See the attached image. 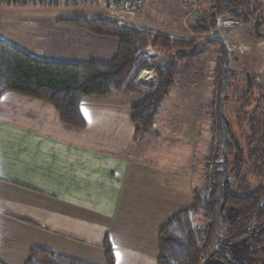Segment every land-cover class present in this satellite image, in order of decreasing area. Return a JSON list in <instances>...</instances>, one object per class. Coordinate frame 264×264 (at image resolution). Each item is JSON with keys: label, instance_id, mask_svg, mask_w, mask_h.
Instances as JSON below:
<instances>
[{"label": "crops", "instance_id": "obj_1", "mask_svg": "<svg viewBox=\"0 0 264 264\" xmlns=\"http://www.w3.org/2000/svg\"><path fill=\"white\" fill-rule=\"evenodd\" d=\"M33 2L0 3V39L40 60L115 57V39L69 27L62 20L72 15ZM136 84L130 93L84 97L83 129L64 124L45 101L0 98V264H25L37 248L105 264V240L115 264H158L160 230L204 191L209 132L204 117L190 122L175 84L153 129L135 138L131 110L149 93L140 85L148 83Z\"/></svg>", "mask_w": 264, "mask_h": 264}, {"label": "trees", "instance_id": "obj_2", "mask_svg": "<svg viewBox=\"0 0 264 264\" xmlns=\"http://www.w3.org/2000/svg\"><path fill=\"white\" fill-rule=\"evenodd\" d=\"M4 1L10 0H0V3ZM13 1L17 5L28 6L35 0ZM40 3L47 6L60 5L56 0L53 2L42 0ZM224 17L242 20L246 24L254 25L257 20L261 25L264 23L261 5L255 0H219L216 11L208 22L199 24L193 31L207 33L216 28L218 19ZM62 22L96 36L117 40L118 51L115 57L107 63L40 60L0 39V98L6 93L16 92L45 101L55 107L64 124L78 129L86 126L80 108L84 97L107 96L115 91L133 92L139 87L135 84V78L143 70L154 68L159 75L157 86L149 84L148 95L131 110V119L139 126L135 138L152 130L162 104L176 84V63L192 62L200 56L198 51L191 49L193 43L120 26L112 20L76 15L63 19ZM255 35L262 38L264 33L259 29L255 31ZM149 47L162 52L177 50L180 55L168 67L157 68L149 63L147 56ZM220 47L222 60L218 71L217 89L220 106L218 159L220 158L222 163L215 168L216 174L211 191H204L203 195L200 192L193 206L172 216L160 230L158 264H202L211 254L228 264H239L232 262L221 248L223 231L228 222L227 207H232L239 213L245 227L262 229L253 239L252 245L259 248L257 254L264 258V185L248 196L238 195L232 189L233 170L228 160L229 153L232 149L240 153L242 150L225 115L224 100L232 87L234 73L229 69V51L223 45ZM247 83L246 95L251 93L254 87L252 76L247 77ZM256 94L257 91L251 95L257 105L259 101ZM245 120L246 117L241 118L239 123L242 125ZM249 122L250 130L246 140L255 147L248 151V157L253 161L255 176L264 179V107L259 117L255 115ZM202 214L205 220L211 222L210 228L201 230L196 226L195 220ZM104 250L105 264H115L108 240L104 242ZM25 264L90 263L37 248L29 253Z\"/></svg>", "mask_w": 264, "mask_h": 264}, {"label": "rangeland", "instance_id": "obj_3", "mask_svg": "<svg viewBox=\"0 0 264 264\" xmlns=\"http://www.w3.org/2000/svg\"><path fill=\"white\" fill-rule=\"evenodd\" d=\"M40 1L42 0H35L38 4H40ZM47 1L53 2L55 0ZM56 1H59V6H49L56 8V12L63 15H72L71 17L83 15L91 18H101L100 16L103 15L102 13L99 14L97 10L98 3L93 0ZM180 1H151L152 3L149 2L145 6L139 17L147 28L143 25H141L142 27L139 25L124 27L193 43L191 49L198 51L200 56L192 62L181 61L176 63L177 77L174 89L177 98L184 104L183 111L189 110L192 113L189 115L190 122L193 119L201 121V118L204 117L208 132L213 126H216L218 132L220 128V106L217 93L219 87L218 71L222 60L220 45H223L229 51V69L233 71L234 75L232 77V87L228 97L224 100L225 115L230 122L232 132L238 140L242 153L232 149L228 160L230 168L233 170V191L238 195L248 196L264 185V179L255 176L253 161L249 160L248 157V151L253 149L255 145L248 144L246 140L250 130L249 120L255 115L259 117L264 107V36L261 38L255 35L252 23L246 24L242 20L231 17L218 19L216 28L207 33H194L193 29L197 26L191 24L189 29H185L183 26L187 14L180 7ZM255 1L261 5V11L264 15V0ZM224 21H238L239 23L234 22L223 25ZM259 29L264 33V23L259 24ZM179 55L180 52L177 50L162 52L151 47L148 48L147 54L149 63L161 69L168 67L171 62L178 59ZM154 72L159 77L157 72ZM248 75L254 79L252 92L257 91L256 95H258L259 101L257 105L253 102L252 92L246 95ZM136 78L135 84L137 83ZM140 85L143 86L142 88L150 86L147 84ZM244 117H246V120L241 125L239 119ZM203 192H201V195H203ZM226 217L228 222L223 231L221 248L229 259L239 264H264V258L257 254L259 248L252 245L253 239L259 235L262 229L245 227L239 213L232 207H227ZM195 224L201 230L211 226V222L205 220L203 214L196 218Z\"/></svg>", "mask_w": 264, "mask_h": 264}, {"label": "built area", "instance_id": "obj_4", "mask_svg": "<svg viewBox=\"0 0 264 264\" xmlns=\"http://www.w3.org/2000/svg\"><path fill=\"white\" fill-rule=\"evenodd\" d=\"M98 3L97 10L100 16L106 20L116 21L120 26H140L146 25L141 21L140 14L145 6L154 0H93ZM219 0H181L180 7L186 12V19L183 23L185 29H189L190 25L198 26L199 24L208 22L210 16L215 13L216 5ZM142 22V24H141ZM238 24V21H224L223 25L232 23ZM150 26V25H148ZM147 28V27H146ZM152 71H142L136 78L137 83H148L157 86L158 76ZM144 74L146 81H141ZM210 141L207 151L204 154L202 165V188L204 191L210 192L213 186L214 170L220 164L218 159V129L213 126L209 132Z\"/></svg>", "mask_w": 264, "mask_h": 264}, {"label": "water", "instance_id": "obj_5", "mask_svg": "<svg viewBox=\"0 0 264 264\" xmlns=\"http://www.w3.org/2000/svg\"><path fill=\"white\" fill-rule=\"evenodd\" d=\"M259 24H260V22L258 20L254 23L255 31H259ZM248 78H250L249 75H248ZM227 124H228V122H227ZM228 182H231V180H228ZM223 197L225 198V193L223 194ZM202 264H228V263L223 261V260H221V259H219V258L214 257V255L211 254L207 259H205L203 261Z\"/></svg>", "mask_w": 264, "mask_h": 264}, {"label": "bare ground", "instance_id": "obj_6", "mask_svg": "<svg viewBox=\"0 0 264 264\" xmlns=\"http://www.w3.org/2000/svg\"><path fill=\"white\" fill-rule=\"evenodd\" d=\"M148 74H144V76L141 78V81H146L145 76H147Z\"/></svg>", "mask_w": 264, "mask_h": 264}, {"label": "flooded vegetation", "instance_id": "obj_7", "mask_svg": "<svg viewBox=\"0 0 264 264\" xmlns=\"http://www.w3.org/2000/svg\"><path fill=\"white\" fill-rule=\"evenodd\" d=\"M255 30V29H254Z\"/></svg>", "mask_w": 264, "mask_h": 264}]
</instances>
